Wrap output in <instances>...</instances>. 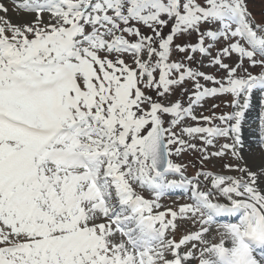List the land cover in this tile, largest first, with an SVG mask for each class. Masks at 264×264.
<instances>
[{
    "label": "snow or ice",
    "instance_id": "obj_1",
    "mask_svg": "<svg viewBox=\"0 0 264 264\" xmlns=\"http://www.w3.org/2000/svg\"><path fill=\"white\" fill-rule=\"evenodd\" d=\"M254 2L17 0L19 23L0 3V264H264V110L241 162ZM189 151L240 175L188 177ZM174 190L192 202L159 210Z\"/></svg>",
    "mask_w": 264,
    "mask_h": 264
},
{
    "label": "rangeland",
    "instance_id": "obj_2",
    "mask_svg": "<svg viewBox=\"0 0 264 264\" xmlns=\"http://www.w3.org/2000/svg\"><path fill=\"white\" fill-rule=\"evenodd\" d=\"M17 0H0V3L4 4L8 9V17L11 18V20L14 23H19L21 22L23 19L27 18V13H25L23 10L21 9H17L15 7ZM252 7V11L254 13H259L261 11L262 8H264V0H255L254 4L251 6ZM0 15H4V13L0 12ZM228 62V61H226ZM203 71H207V72H213L214 69H201ZM250 71L253 72V74H257L259 72L258 68H254V69H250ZM222 75V73L220 74ZM259 94V93H257ZM260 95V94H259ZM229 99V97L226 96H221V97H217V98H210L208 99L205 103H204V110H205V114H208L207 110H210L211 105L213 103H217L220 104V108L216 109L217 113L221 112V111H232L231 108H226L224 106L223 101ZM257 107V105L255 106ZM254 107V108H255ZM253 108L249 109L250 111H252ZM255 110V109H254ZM264 110L261 109L259 107V111L256 112V115L253 116V118H249L247 113H246V117L244 120L243 125H246V127L248 128H252L254 130L258 129V124H259V113ZM255 119L254 121L251 122V120ZM248 124V125H247ZM243 130V127H241ZM257 128V129H256ZM241 130V131H242ZM226 142L224 139H220L217 142V146L216 148H210L209 151H216L219 149L220 144ZM227 142H231V141H227ZM256 142V136L254 140H251L247 143V145L244 142V147L241 152V155L244 157V160L241 161L243 162H247L248 165L250 167L254 166L255 164L259 163V155H260V148L259 146L255 143ZM255 149V154H258L257 156H255V159L253 158H246V153L250 152L251 149ZM247 150V151H246ZM199 153H193V152H185L184 154H182V156L180 157H175L174 159L176 160L177 163H182L184 165H186V172L185 175L188 177H192L196 174L197 171H204V172H211L214 174H224V175H230V176H239L240 173L236 172V171H227L226 169H224L222 167L223 164L225 163H236L237 161L235 160V158L231 157V155H227L223 158L220 157H212L211 159H209L208 161H205L203 166L199 163ZM195 165V167H193L192 165ZM200 168V170H198ZM204 184H206L208 187H210V183L208 181H205ZM166 195V197H163L160 200V204L162 205L161 211L165 210L166 208H172L173 210H178L179 206L184 204V203H191L192 201L188 199V196L186 195ZM178 224L180 225L176 235H177V239H179L181 233L186 232L189 229H192V225L189 221H185V220H178Z\"/></svg>",
    "mask_w": 264,
    "mask_h": 264
},
{
    "label": "bare ground",
    "instance_id": "obj_3",
    "mask_svg": "<svg viewBox=\"0 0 264 264\" xmlns=\"http://www.w3.org/2000/svg\"><path fill=\"white\" fill-rule=\"evenodd\" d=\"M256 96H257V99H254L253 100V106H252V111H249L250 113H249V115H248V117L251 119V118H253V116L254 115H256V112L258 111V109H257V107H255L254 108V106H256L257 104H259L258 103V98H259V94L257 95L256 94ZM255 109V110H254ZM248 111V110H247ZM253 124V123H252ZM248 125V124H247ZM242 127H243V130L241 131V134H242V139H243V143L245 142V144L247 145V143L249 142V141H251V140H254L255 139V135H254V133H256L257 131H258V129L257 130H254V129H252V128H248V127H246V125H242ZM244 144V145H245ZM244 150V149H243ZM247 151V150H246ZM258 154H255V156H257ZM246 158H252V155L250 154V152H248V153H246V156H245ZM258 159H259V162H260V155H259V157H258Z\"/></svg>",
    "mask_w": 264,
    "mask_h": 264
}]
</instances>
